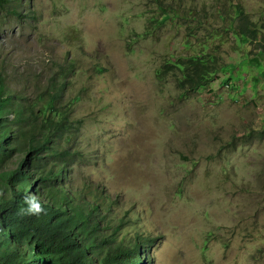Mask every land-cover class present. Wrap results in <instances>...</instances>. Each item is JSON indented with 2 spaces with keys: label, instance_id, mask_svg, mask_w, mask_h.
<instances>
[{
  "label": "rangeland",
  "instance_id": "374dc122",
  "mask_svg": "<svg viewBox=\"0 0 264 264\" xmlns=\"http://www.w3.org/2000/svg\"><path fill=\"white\" fill-rule=\"evenodd\" d=\"M153 1L10 0L0 8V69L32 95L74 64L70 175L116 202L126 240L160 237L152 264H264V55L232 36L209 86L184 95L169 78L158 83L164 58L198 43L169 20L142 37L150 17L160 20ZM164 1L214 29L215 8L236 3L264 20V0Z\"/></svg>",
  "mask_w": 264,
  "mask_h": 264
},
{
  "label": "trees",
  "instance_id": "16d2710c",
  "mask_svg": "<svg viewBox=\"0 0 264 264\" xmlns=\"http://www.w3.org/2000/svg\"><path fill=\"white\" fill-rule=\"evenodd\" d=\"M7 2L0 0L2 10ZM153 2L160 20L150 17L142 37L169 20L184 23L185 38L198 43L188 44L191 54L164 58L155 70L158 83L169 78L184 95L209 86L226 66L222 47L232 36L255 43L264 55V20L254 21L240 3L216 7L212 18L222 27L214 29L194 11L180 15L177 6ZM8 12L23 17L16 8ZM74 72V64H60L29 95L11 88L0 69V264H152L150 250L160 237L126 240L124 218L112 215L116 202L98 187L75 185L70 175L78 127L66 94ZM28 195L40 199L44 214L20 213Z\"/></svg>",
  "mask_w": 264,
  "mask_h": 264
},
{
  "label": "clouds",
  "instance_id": "9594fccd",
  "mask_svg": "<svg viewBox=\"0 0 264 264\" xmlns=\"http://www.w3.org/2000/svg\"><path fill=\"white\" fill-rule=\"evenodd\" d=\"M23 207L20 208V213L26 216H37L45 213V208L40 199L35 195H28L24 198Z\"/></svg>",
  "mask_w": 264,
  "mask_h": 264
}]
</instances>
